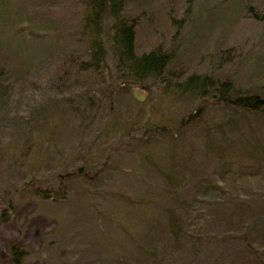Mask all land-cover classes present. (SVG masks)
Here are the masks:
<instances>
[{"label":"rangeland","instance_id":"obj_1","mask_svg":"<svg viewBox=\"0 0 264 264\" xmlns=\"http://www.w3.org/2000/svg\"><path fill=\"white\" fill-rule=\"evenodd\" d=\"M124 10L139 16L138 53L171 54L173 82L210 74L259 92L264 0H127ZM85 14L82 0H0V211L12 204L0 264H13L12 243L23 264H264V113L124 82L110 19L107 67L81 70ZM52 188L59 198L38 193Z\"/></svg>","mask_w":264,"mask_h":264},{"label":"trees","instance_id":"obj_2","mask_svg":"<svg viewBox=\"0 0 264 264\" xmlns=\"http://www.w3.org/2000/svg\"><path fill=\"white\" fill-rule=\"evenodd\" d=\"M85 5L84 28L90 38L91 49L87 59L76 61L77 67L84 71H100L104 67L106 48L101 37V29L104 21L111 20V44L112 55L117 71L121 74L124 82H138L143 85L144 81H155L161 83L166 90L176 91L182 94H191L199 98L211 97L215 104H223L232 110L239 112L264 113V83L259 92H240L230 80L215 79L212 75L191 73L184 80L177 79L173 82L167 72L171 54L159 46L150 50L138 53L136 46L137 27L140 24L139 16L126 15L124 10L127 0H82ZM92 34L94 35L92 40ZM2 43L0 41V53ZM9 77V71L5 62L0 58V86H5V81ZM180 78V76H176ZM204 109V105H200ZM200 106L194 114H202ZM190 114L188 118L182 120V125L191 121H196L198 117ZM51 189V188H49ZM38 190V193L46 198L49 196L58 197L63 193L58 190ZM7 208L0 211V217L6 221L9 217ZM8 209V210H7ZM7 254L13 264H23L27 251L12 243L7 247Z\"/></svg>","mask_w":264,"mask_h":264},{"label":"water","instance_id":"obj_3","mask_svg":"<svg viewBox=\"0 0 264 264\" xmlns=\"http://www.w3.org/2000/svg\"><path fill=\"white\" fill-rule=\"evenodd\" d=\"M133 95L138 101H143L145 99V94L141 93L139 89H134L133 90ZM15 194V192H13Z\"/></svg>","mask_w":264,"mask_h":264}]
</instances>
